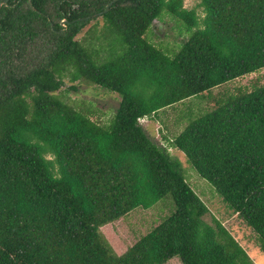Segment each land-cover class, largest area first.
Segmentation results:
<instances>
[{"label":"trees","instance_id":"1","mask_svg":"<svg viewBox=\"0 0 264 264\" xmlns=\"http://www.w3.org/2000/svg\"><path fill=\"white\" fill-rule=\"evenodd\" d=\"M5 1L0 264H255L219 218L206 219L181 160L140 120L264 68V0H201L202 16L184 0H117L106 12L113 0ZM164 10L188 33L172 53L147 38ZM96 16L104 24L87 42L79 35ZM66 82L117 93L109 121L71 102ZM182 117L163 137L264 251V84ZM168 196L158 223L117 253L101 227Z\"/></svg>","mask_w":264,"mask_h":264},{"label":"rangeland","instance_id":"2","mask_svg":"<svg viewBox=\"0 0 264 264\" xmlns=\"http://www.w3.org/2000/svg\"><path fill=\"white\" fill-rule=\"evenodd\" d=\"M200 1L184 0V5L190 9H197L198 13L202 16V7L199 6ZM103 24V18L96 16L84 27L79 37L90 42L91 31L101 29ZM187 37L188 33L182 21L175 18L167 10H164L162 15L153 22L152 27L147 33V38L151 42L169 53L177 50ZM75 84L77 85L76 90L69 88L70 82H66L62 88L63 92L70 97L71 102H74L78 107H84L93 111L94 114L92 116L95 119L101 122H108L119 104V95L101 86L85 82H77ZM261 84H264V68L213 88L202 96L191 97L175 105L161 109L158 112L157 118H144L140 120V123L146 128L147 133L160 143L162 138H164L163 135L167 134L171 136L180 131V128L185 124L182 116L187 112L194 111L198 113L200 110L210 109L216 104L217 98L221 96L235 93L237 89L251 90L254 86ZM168 148L173 156L181 160L187 181L209 207L210 214L206 219L210 221L212 214L219 218L247 250L254 263L264 264V251L257 245L256 234L253 230L227 207L215 187L198 174L183 152L172 146H168ZM167 199L172 202L171 197L168 196L158 201L151 208L144 209L138 207L119 220L101 227L102 233L117 253H123L129 245L133 244L139 237L146 234L158 223L161 205ZM167 264H180V262L177 259H173Z\"/></svg>","mask_w":264,"mask_h":264},{"label":"water","instance_id":"3","mask_svg":"<svg viewBox=\"0 0 264 264\" xmlns=\"http://www.w3.org/2000/svg\"><path fill=\"white\" fill-rule=\"evenodd\" d=\"M6 1H7V0H6ZM6 1H5V2H6ZM115 1H117V0H113V1H111V2L106 6L104 12L108 11V10H109V7H110ZM102 13H103V12H100V13H97V14H95V15H100V14H102ZM95 15H94V16H95ZM64 22H65V21H63V24H64Z\"/></svg>","mask_w":264,"mask_h":264},{"label":"crops","instance_id":"4","mask_svg":"<svg viewBox=\"0 0 264 264\" xmlns=\"http://www.w3.org/2000/svg\"><path fill=\"white\" fill-rule=\"evenodd\" d=\"M147 118V117H146ZM145 128V127H144ZM146 129V128H145ZM147 131V130H146ZM161 144H163V145H165V146H170V142L167 140V139H165V138H162V140H161V142H160ZM178 150V149H177Z\"/></svg>","mask_w":264,"mask_h":264}]
</instances>
